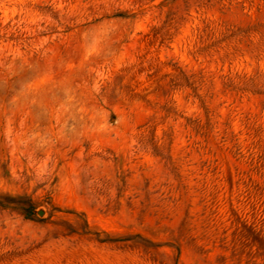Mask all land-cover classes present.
Instances as JSON below:
<instances>
[{
	"label": "rangeland",
	"instance_id": "obj_1",
	"mask_svg": "<svg viewBox=\"0 0 264 264\" xmlns=\"http://www.w3.org/2000/svg\"><path fill=\"white\" fill-rule=\"evenodd\" d=\"M0 264H264V0H0Z\"/></svg>",
	"mask_w": 264,
	"mask_h": 264
}]
</instances>
